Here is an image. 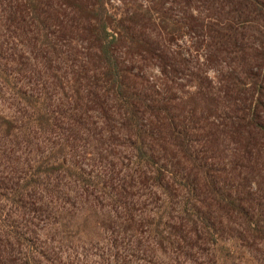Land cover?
I'll list each match as a JSON object with an SVG mask.
<instances>
[{
	"label": "trees",
	"instance_id": "trees-1",
	"mask_svg": "<svg viewBox=\"0 0 264 264\" xmlns=\"http://www.w3.org/2000/svg\"><path fill=\"white\" fill-rule=\"evenodd\" d=\"M122 4L0 0V264H264V0Z\"/></svg>",
	"mask_w": 264,
	"mask_h": 264
},
{
	"label": "rangeland",
	"instance_id": "rangeland-1",
	"mask_svg": "<svg viewBox=\"0 0 264 264\" xmlns=\"http://www.w3.org/2000/svg\"><path fill=\"white\" fill-rule=\"evenodd\" d=\"M138 8V0H123V4L121 5V10H133ZM90 226L86 227L84 222L82 223V229H86L89 232H93L96 227V223L94 220H89Z\"/></svg>",
	"mask_w": 264,
	"mask_h": 264
}]
</instances>
